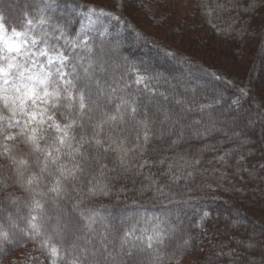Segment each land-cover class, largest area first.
<instances>
[{"label":"trees","instance_id":"obj_1","mask_svg":"<svg viewBox=\"0 0 264 264\" xmlns=\"http://www.w3.org/2000/svg\"><path fill=\"white\" fill-rule=\"evenodd\" d=\"M11 1L0 0V13L17 26L25 14L37 20L44 7L40 1L41 8L31 5L18 14L6 8ZM51 2L53 7L43 13L49 22L33 27L38 33L59 36V25L64 37L57 43L69 56L88 55L65 40H74L91 15L93 24L87 34L94 52L102 47L116 64L147 66L168 78V82L150 81L149 91L144 84L134 83V72L124 75L129 85L124 88L117 73L116 97L137 102V119H143L147 111L149 119L155 121L154 135L142 157L149 163L139 175L135 169L123 173L109 184L108 196L85 197L83 206L98 213L96 226H109L116 235L134 228L135 235H141L151 234L159 224L166 232L164 251L175 253L171 264H264V0H236L237 7L214 15L215 28L207 23L204 9L198 7L201 0ZM250 2L255 7L243 11ZM90 8L104 9L120 20L91 14ZM70 13L78 18L72 23ZM113 47L119 48L115 54ZM117 98L109 109L114 111ZM201 106L206 107L201 110ZM189 107L191 111H184ZM162 110L182 118L171 136L157 138L162 128H168L160 123ZM181 126L184 136L172 145ZM205 128L212 130L202 137L193 136L194 130L203 132ZM105 131H109L107 126ZM113 134L127 137L131 146L136 136L131 119L126 117ZM197 152L205 159L224 156V160H216L217 165L224 166L223 181L206 183L199 179L198 164H191ZM151 181L163 187L167 195H156L154 188L144 191ZM9 191L22 195L15 186ZM20 226H24L23 221ZM17 238L22 246L4 245L0 264H49L38 240L19 233ZM51 243L59 245L61 241L53 236Z\"/></svg>","mask_w":264,"mask_h":264},{"label":"snow or ice","instance_id":"obj_2","mask_svg":"<svg viewBox=\"0 0 264 264\" xmlns=\"http://www.w3.org/2000/svg\"><path fill=\"white\" fill-rule=\"evenodd\" d=\"M52 7L51 0H44L40 17L34 20L25 14L19 26L9 24L0 13V252L5 251L6 244L22 246L19 233L38 240L49 264H171L175 253L164 251L166 232L159 224L151 234L135 235L133 228L116 235L109 226L97 227L98 213L83 206L85 197L108 196L113 179L133 169L139 175L149 163L142 157L153 139L155 121L149 119L147 111L143 119H137V102L116 97L117 73L124 88L129 87L124 75L134 72V83L144 84L149 91L150 81L168 82V78L147 66L116 64L102 47L94 52L87 34L93 24L91 15L88 25H81L74 40H65V44H71L73 49L83 48L88 55L69 56L64 46L57 43L64 37L59 25V36L38 33L33 27L49 22L43 13ZM198 7L204 9L207 23L215 28L214 15L229 12L237 4L236 0L213 4L201 0ZM254 7L250 2L242 10L247 12ZM90 13L120 20L104 9L90 8ZM121 68L123 72L119 71ZM114 98L119 102L113 111L108 105L113 104ZM191 110L189 107L184 111ZM162 114L160 123L168 128H162L157 138L171 136L182 118L167 110H162ZM126 117L136 131L131 146L127 137L113 134ZM211 130L197 129L193 136L202 137ZM176 136L172 145L183 138V126ZM218 159L224 160V156ZM199 163L198 159L191 162L193 166ZM13 186L22 195L9 191ZM153 188L156 195H167L155 181L143 190ZM25 209L26 214H22ZM53 236L60 239L59 245L51 243Z\"/></svg>","mask_w":264,"mask_h":264},{"label":"rangeland","instance_id":"obj_3","mask_svg":"<svg viewBox=\"0 0 264 264\" xmlns=\"http://www.w3.org/2000/svg\"><path fill=\"white\" fill-rule=\"evenodd\" d=\"M44 2V0H12L8 6H6L7 9H9V12H14V13H18L21 9H26V7H29L31 5L36 6L38 8L40 7L41 3L38 2ZM68 17L70 18V22H74V20L78 19L72 16V14L70 13V15H68ZM74 19V20H73ZM83 24V23H82ZM119 48L113 47V53L115 54L116 52H118ZM131 55V54H130ZM133 55V54H132ZM137 56V55H136ZM143 58V57H142ZM162 119H163V115H162ZM177 126V125H176ZM199 154L198 152L195 153V155ZM194 155V154H193ZM206 156V155H204ZM217 156L215 157H209V158H203L199 155H197L194 159L195 160H202L201 164L197 165L196 171L198 173L199 179L204 181V182H208V181H223L225 178V172L223 171L224 166H222V164L217 165L218 163L216 162L217 160ZM119 221V219L117 220Z\"/></svg>","mask_w":264,"mask_h":264}]
</instances>
